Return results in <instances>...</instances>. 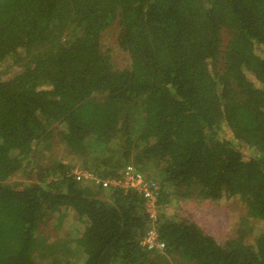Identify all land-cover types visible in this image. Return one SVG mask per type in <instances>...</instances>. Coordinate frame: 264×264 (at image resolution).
<instances>
[{
  "label": "trees",
  "instance_id": "trees-1",
  "mask_svg": "<svg viewBox=\"0 0 264 264\" xmlns=\"http://www.w3.org/2000/svg\"><path fill=\"white\" fill-rule=\"evenodd\" d=\"M7 67L0 264H264V0H0ZM126 165L158 185L162 255L137 192L71 173ZM190 199L246 217L218 243L180 216Z\"/></svg>",
  "mask_w": 264,
  "mask_h": 264
},
{
  "label": "rangeland",
  "instance_id": "rangeland-1",
  "mask_svg": "<svg viewBox=\"0 0 264 264\" xmlns=\"http://www.w3.org/2000/svg\"><path fill=\"white\" fill-rule=\"evenodd\" d=\"M116 30L115 28H110L103 32L101 36V42L104 49L109 51L113 65L117 69H122L126 63L127 59L125 55L121 54L114 47ZM0 73L2 79L10 77L14 73L10 67L3 69ZM219 205L212 203L210 201H198V200H186L183 202V208L180 216L188 217L189 221L194 222L198 225L205 233L212 236L218 243H223L230 237H232L238 221L242 217H246L245 208L242 205H232L231 202L217 201ZM168 215L172 214L173 211L169 208L166 212ZM178 214V211H177ZM43 231V236L50 237L48 241L53 240L54 234H49L52 232L51 228H40ZM60 232H57V235ZM60 256V255H59ZM71 258V257H70Z\"/></svg>",
  "mask_w": 264,
  "mask_h": 264
},
{
  "label": "built area",
  "instance_id": "built-area-1",
  "mask_svg": "<svg viewBox=\"0 0 264 264\" xmlns=\"http://www.w3.org/2000/svg\"><path fill=\"white\" fill-rule=\"evenodd\" d=\"M75 180L83 183H94L101 188H119L137 192L144 201V212L148 220V228L140 240V245L147 252L164 254L165 244L160 239L158 224L161 214V206L158 203V185L147 181L142 174L132 165H126L119 172L118 178L100 179L93 173L74 167L71 171ZM149 182V183H148Z\"/></svg>",
  "mask_w": 264,
  "mask_h": 264
}]
</instances>
